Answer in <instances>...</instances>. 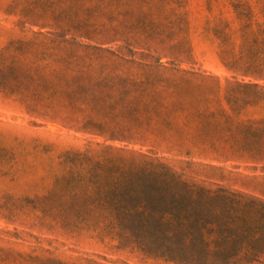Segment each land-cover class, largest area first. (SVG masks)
Here are the masks:
<instances>
[{
    "label": "trees",
    "instance_id": "16d2710c",
    "mask_svg": "<svg viewBox=\"0 0 264 264\" xmlns=\"http://www.w3.org/2000/svg\"><path fill=\"white\" fill-rule=\"evenodd\" d=\"M20 2L26 7L18 24L38 31L1 51L0 91L15 96L27 113L124 143L66 150L63 171L44 197L48 208L57 209L64 223L135 251L143 262H258L264 255V199L222 184V175L205 169L215 167L193 160L203 138L199 117L220 88L207 83L215 76L183 68L191 51L180 41L160 38L162 47L146 45L160 32L174 31L182 17L161 18L165 3L142 0L14 3ZM126 16L133 21L126 23ZM165 50L176 54L171 62H160ZM220 62L233 79L224 88L228 113L264 106V37L245 42L237 55L224 53ZM255 74L258 81L236 79ZM259 123H235L232 157L264 163V118Z\"/></svg>",
    "mask_w": 264,
    "mask_h": 264
},
{
    "label": "rangeland",
    "instance_id": "374dc122",
    "mask_svg": "<svg viewBox=\"0 0 264 264\" xmlns=\"http://www.w3.org/2000/svg\"><path fill=\"white\" fill-rule=\"evenodd\" d=\"M142 1L165 3L167 13L161 18L183 19H176L174 31H162L146 45L160 48V38H166L169 44L180 41L184 50L191 51L189 64H183V68L215 76L207 83L220 86L216 100L199 117L203 138L194 150V162L215 167L205 169L222 175V184L264 199V163L232 157L235 148H229L234 143L230 134L238 133L235 123L249 120L254 127L260 126L264 106L248 107L240 115L229 114L224 88L233 79L220 62L224 53L239 54L245 42L256 37L258 42L263 40L264 0ZM14 2L0 0V53L10 41L38 31L37 26L18 24L19 20L24 22L21 13L26 5ZM176 5L181 9L170 12L169 8ZM133 19L126 16L124 20L131 23ZM140 45L134 46L145 47ZM173 57L176 54L169 50L159 56L162 63L171 62ZM151 60L154 63L155 59ZM257 76L236 79L258 81ZM23 106L15 96L0 91V264H162L143 262L135 251L119 249L108 237H98L101 233L64 223L57 209H49L44 201L63 171L61 156L66 150L84 149L95 142L117 146L124 143L75 132L42 115L27 113ZM212 111L216 115H209ZM190 126L195 127V123ZM253 264H264V255Z\"/></svg>",
    "mask_w": 264,
    "mask_h": 264
}]
</instances>
